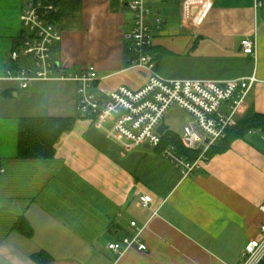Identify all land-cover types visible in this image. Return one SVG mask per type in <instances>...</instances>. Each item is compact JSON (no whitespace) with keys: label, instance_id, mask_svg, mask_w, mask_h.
<instances>
[{"label":"crops","instance_id":"obj_1","mask_svg":"<svg viewBox=\"0 0 264 264\" xmlns=\"http://www.w3.org/2000/svg\"><path fill=\"white\" fill-rule=\"evenodd\" d=\"M30 1L0 0V264H241L264 220V133L252 129L232 139L183 177L155 148L127 146L80 115L78 82L20 87L5 75L36 68L31 56L11 58ZM129 1L81 0L78 11L56 23L62 37L51 45L52 63L64 74L94 66L90 91L104 99L121 85L140 88L152 74L125 62ZM146 4L153 32L148 52L159 76L225 81L254 75L234 127L251 112L264 115V7L254 0ZM244 38L256 40L255 57L241 50ZM220 110L228 113V102ZM41 117L74 123L58 137L52 157H20V119ZM144 194L151 196L146 206ZM138 230L145 251L107 248Z\"/></svg>","mask_w":264,"mask_h":264},{"label":"built area","instance_id":"obj_2","mask_svg":"<svg viewBox=\"0 0 264 264\" xmlns=\"http://www.w3.org/2000/svg\"><path fill=\"white\" fill-rule=\"evenodd\" d=\"M254 5L264 7V0H254ZM128 6L133 13V26L127 37L135 54L132 65L143 66L152 73L140 88L121 85L104 99L90 91L91 83L97 79L94 66H89L80 74L58 72L50 56L51 45L62 37L59 26L48 19L50 14L58 12L53 0H31L20 14L24 34L19 47L11 52V58L17 60L20 54L31 56L36 68H20L15 75L7 70L5 77L18 81L22 88L38 80L78 82L76 111L94 118L97 126L127 146L147 144L156 149L164 134H160L158 128L166 111L171 107L185 111L191 116V121L182 127L180 142L186 149L199 151L197 157L186 159L172 144L162 147L159 155L176 167L183 177L189 176L209 160L211 148L226 137L228 128L235 125L237 112L256 78L254 75L225 81L162 78L155 71L156 62L147 51L153 40L148 23L151 9L146 0H131ZM154 21L159 24L160 18L156 16ZM256 45V40H241L243 53L253 57L256 56ZM223 102H228V113L220 110ZM106 122L108 126L104 125ZM2 172L0 168V174ZM150 201V195L140 196L143 205H148ZM259 210L264 216V202ZM131 225L134 226L135 222ZM139 237L138 230L119 241L109 242L107 248L118 254L131 248L145 251L147 247ZM244 253L241 264H259L264 260V220L259 224L258 236L245 245Z\"/></svg>","mask_w":264,"mask_h":264},{"label":"trees","instance_id":"obj_3","mask_svg":"<svg viewBox=\"0 0 264 264\" xmlns=\"http://www.w3.org/2000/svg\"><path fill=\"white\" fill-rule=\"evenodd\" d=\"M58 6L56 14H50L48 19L57 23L65 15L76 12L81 7V0H53ZM151 47L147 49L150 51ZM125 62L130 65L135 58L134 52L131 50L129 43L125 45ZM74 118L61 117H41V118H22L19 121L18 133V154L23 158H41L46 159L53 156L55 151V142L64 131L70 130L73 126ZM256 129L264 133V115L251 112L241 119L234 127H230L226 131V137L217 145L223 143L222 148L213 147L209 151V156L218 150L228 147L230 141L236 137L243 136L250 130ZM172 144L177 152L186 159L193 160L197 157L199 151L186 149L180 142L177 134L166 130L162 135V141L156 150L159 152L162 147ZM259 264H264V260Z\"/></svg>","mask_w":264,"mask_h":264},{"label":"rangeland","instance_id":"obj_4","mask_svg":"<svg viewBox=\"0 0 264 264\" xmlns=\"http://www.w3.org/2000/svg\"><path fill=\"white\" fill-rule=\"evenodd\" d=\"M59 101V98H56ZM191 121V116L185 111L171 107L168 109L163 117L164 123L169 131L174 134L181 135L182 127Z\"/></svg>","mask_w":264,"mask_h":264},{"label":"water","instance_id":"obj_5","mask_svg":"<svg viewBox=\"0 0 264 264\" xmlns=\"http://www.w3.org/2000/svg\"><path fill=\"white\" fill-rule=\"evenodd\" d=\"M166 128H167L166 125L164 123H161L160 126H159V128H158V132L160 134H163L164 131L166 130Z\"/></svg>","mask_w":264,"mask_h":264}]
</instances>
